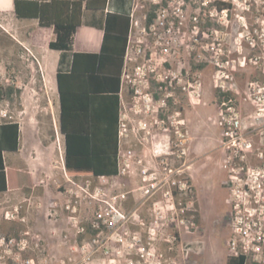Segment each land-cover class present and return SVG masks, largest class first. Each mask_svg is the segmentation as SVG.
<instances>
[{
  "label": "rangeland",
  "instance_id": "obj_1",
  "mask_svg": "<svg viewBox=\"0 0 264 264\" xmlns=\"http://www.w3.org/2000/svg\"><path fill=\"white\" fill-rule=\"evenodd\" d=\"M216 4L224 9L217 10ZM153 5H157L155 34L141 35L134 29L132 60L126 65L134 87L125 79L129 131L123 147L132 150L133 162L127 172L104 185L107 194L127 193L119 203L127 222L104 229V252L100 247L91 259L83 258L82 247L91 245L94 233L77 235L71 217L85 225L95 207L73 194L79 189L66 181L61 169L56 111L37 107L40 135L44 143L53 140L57 150L52 169L58 173L51 178L43 173L47 180L28 188L23 196L0 200V238L25 235L29 249L19 255L22 258L31 257L35 264H226L232 254V220L247 214L241 203L246 209L256 208L251 213L264 221V185L260 204L236 189L242 188L245 172L257 174L264 168V0H137L133 15L141 27ZM35 28H23L1 11L0 87L12 85L31 93L30 86H36L39 69L33 67H38V57L32 47L43 37ZM50 51L43 57L48 78L57 55ZM152 53L155 67L149 68ZM138 65L155 73L146 72L140 79ZM135 88L152 101L144 102ZM223 97L232 98L242 122L240 133L252 144L243 162H228L222 146ZM5 108L17 114L18 102ZM14 158L15 154H7L9 164ZM137 160L156 173L157 188L149 195L141 189ZM235 204L239 206L234 209ZM15 208L17 214L9 218ZM9 257L0 247V262ZM254 259L250 255L248 264H264L262 258Z\"/></svg>",
  "mask_w": 264,
  "mask_h": 264
},
{
  "label": "trees",
  "instance_id": "obj_2",
  "mask_svg": "<svg viewBox=\"0 0 264 264\" xmlns=\"http://www.w3.org/2000/svg\"><path fill=\"white\" fill-rule=\"evenodd\" d=\"M107 3L108 0H13L18 19H37L41 28H52L55 37L48 47L61 52L56 77L60 98L59 130L64 136L65 175L75 180L118 175L120 78L128 46L131 11L105 13L98 52H72L84 11L103 12ZM223 6L216 4V9L221 11ZM156 8L157 5L150 7L147 25L155 19ZM69 53V68L63 70ZM15 93L19 91L12 86L0 87V99L13 102ZM17 148L18 125L1 124L0 192L8 189L2 152ZM226 264H247V257L228 256Z\"/></svg>",
  "mask_w": 264,
  "mask_h": 264
},
{
  "label": "built area",
  "instance_id": "obj_3",
  "mask_svg": "<svg viewBox=\"0 0 264 264\" xmlns=\"http://www.w3.org/2000/svg\"><path fill=\"white\" fill-rule=\"evenodd\" d=\"M133 12L134 10L131 14L128 46L126 49L124 65L121 74V80L124 86L126 83L125 79H128V83H132L129 75L126 73V65L128 64V61L132 60V58H129V52L131 37L134 29H137V31H139L141 35L147 33L155 34L157 25L156 19H154L150 25H147L145 17V24L141 27L139 25V21L134 18ZM139 42L140 40H138L136 48V54L138 55L142 52ZM147 62L149 68L155 67V59L153 58V53L149 54ZM147 70L145 69L144 65H138L136 67V74L140 77V79H145V77L147 76L146 72L155 73V69ZM132 84L134 87V83ZM135 93L146 103L152 101V97H149V94L140 92L138 88H135ZM219 118L220 125L224 130V139L222 141V146L224 147L225 152H227L228 154V162H233L235 160L243 162L246 158L247 153L251 151L252 144L247 141L240 133L242 122L239 114L236 112L231 97H223L222 101L220 102ZM128 119L129 118L127 113L125 112L123 101L121 109L119 111L118 119L117 176L122 175L129 170L134 157L131 149H126L123 147V143L127 138L129 131ZM140 128L142 131L146 130V127L144 126H140ZM259 157H263L262 153H260ZM136 163L140 166L141 179L143 182L141 189H143L145 195H149L157 188L156 173L154 171L150 172L149 169L145 167L142 160H137ZM169 171L171 172V170ZM232 172L234 174H239V172L235 169L232 170ZM113 177L116 176L108 177L100 175L88 179H79L84 181L83 184H80L79 182H77V180L68 178L66 176V181L79 189V192L77 191L73 194L78 197L80 194L81 197L87 199L89 203H93L95 207L91 217L87 218L85 225H83L76 217H71L77 235L84 236L89 232L94 233V238L90 241L91 247L89 245H83L82 247L84 259H91V257L100 247L104 252V229L117 228L125 224L128 220V215L119 206V203L126 200L127 193L120 192L111 195L107 194L104 191V185L107 184L108 180ZM167 177L168 176H166L164 180L167 179ZM242 179L244 181L242 184V188L240 187L241 185H237V192H241L245 196H251L253 198L254 204H260L259 198L261 197V190L262 186L264 185V168L261 169L257 174L247 171L245 172V177ZM95 180L97 181L96 184L94 183ZM231 182L234 183L232 181V178ZM69 192H73L72 189H70ZM244 204V202L241 203L243 209L247 214H244L243 216L235 215L231 223V256L245 255L248 262V257L251 255L253 256V258H255L254 260H258L257 258H262V260L264 261V221H260V214L256 212L251 213V210H255L256 208L252 207L246 209V207L244 208ZM238 206L239 204H235L234 209L238 208ZM67 208H69V206ZM17 212L18 209L15 208L14 212L9 214L8 217L14 219ZM256 214L258 216L257 218H254ZM51 215L55 216L56 211H54V213ZM28 242V238L23 234L18 238L13 236L1 237L0 247H4L6 249V252H9L11 254V257H9L7 260L1 261L0 264H35L34 260L31 257L26 256L22 258L21 256H19L22 253L28 252Z\"/></svg>",
  "mask_w": 264,
  "mask_h": 264
},
{
  "label": "crops",
  "instance_id": "obj_4",
  "mask_svg": "<svg viewBox=\"0 0 264 264\" xmlns=\"http://www.w3.org/2000/svg\"><path fill=\"white\" fill-rule=\"evenodd\" d=\"M136 3L137 0H108L106 9L103 12L84 11L81 26L78 27L74 36L72 52H98L103 36L101 27L103 26L105 13L131 11L132 14ZM2 10H5L12 18V21L18 22L23 28L27 25L35 26L37 36L43 38L37 40L32 47L38 57V67L35 65L33 67L34 69H39L38 72H36V86H30L31 93H28L26 89L20 87L19 90L15 89V91H19V94H14L13 102L0 99V125L7 122L16 123L18 125L17 150H5L2 152L8 189L5 192H0V200L4 197L11 198L12 196H23L28 188L32 189L38 182L46 181L47 179L45 176L51 178L55 173H58V171L52 169V167L55 166L54 163L57 157V150L53 140L44 143L39 132V118L38 113H35V108L52 107L54 112L56 111L57 113L59 125L60 98L56 77L61 57L60 51L52 50L55 51L57 55L56 58L53 59V64L50 69L51 77L48 78L43 57L45 54H50L51 52L48 44L50 41L54 40L55 37L52 28H41L38 25L37 19H18L14 13L13 0H0V13ZM46 30H49V32ZM66 59L67 61L63 70H68L69 68L71 53L68 54ZM45 98L48 100L46 101ZM30 99L35 103L33 102V104H30ZM15 101L18 102L17 114L12 113L10 108H8V110L5 108L6 106H12ZM123 101L124 85L120 78L119 111ZM2 103H5V105L2 106ZM61 138L63 153L60 157L62 159L60 166L65 174L64 136L62 134ZM9 153L15 154V158L10 164L7 161V154ZM46 156L47 158L45 159ZM43 173L46 174L44 177ZM25 199L28 198L25 197ZM52 200L53 199H49V201Z\"/></svg>",
  "mask_w": 264,
  "mask_h": 264
}]
</instances>
